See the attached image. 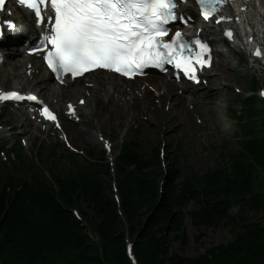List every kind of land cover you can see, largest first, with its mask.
<instances>
[{
	"label": "trees",
	"instance_id": "trees-1",
	"mask_svg": "<svg viewBox=\"0 0 264 264\" xmlns=\"http://www.w3.org/2000/svg\"><path fill=\"white\" fill-rule=\"evenodd\" d=\"M249 105L242 136L236 144L224 142L212 169L198 172L181 162L182 151L167 152L166 174L157 149L149 153L135 143L121 150L116 186L122 215L106 163L87 167L78 160L61 172L53 162L49 177L33 166L0 169V264H128L127 238L135 241L139 264H264V224L248 218L264 211V107L256 97ZM192 202L196 208L188 211ZM185 217L205 229L225 226L234 237L185 257L173 249L189 244Z\"/></svg>",
	"mask_w": 264,
	"mask_h": 264
},
{
	"label": "snow or ice",
	"instance_id": "snow-or-ice-1",
	"mask_svg": "<svg viewBox=\"0 0 264 264\" xmlns=\"http://www.w3.org/2000/svg\"><path fill=\"white\" fill-rule=\"evenodd\" d=\"M179 0H17L21 6L33 11L37 24L47 22L48 30L41 32L39 42L30 48L42 53L48 67L58 78L70 74L83 76L95 69L115 71L132 77L142 74L145 67L162 68L173 64L186 75L197 80L194 65L203 67L210 61L205 58L208 45L197 39L199 51L184 41L176 31L170 40L167 25L177 19L175 9ZM225 0H196L205 19L216 17L218 5ZM6 0H0V11ZM49 9L51 12H49ZM10 12V10H9ZM220 20L224 17H218ZM15 29L11 19H0V36L5 30ZM226 35L232 38V31ZM259 57L261 52L256 50ZM63 82V80H62ZM25 99L36 101L32 94L18 91L0 92V101ZM83 103V101H81ZM69 110L74 114L71 105ZM41 114L56 121L55 114L44 104ZM57 127L59 124L57 122Z\"/></svg>",
	"mask_w": 264,
	"mask_h": 264
},
{
	"label": "rangeland",
	"instance_id": "rangeland-1",
	"mask_svg": "<svg viewBox=\"0 0 264 264\" xmlns=\"http://www.w3.org/2000/svg\"><path fill=\"white\" fill-rule=\"evenodd\" d=\"M256 4L258 0H255ZM219 34V32H218ZM215 35L217 38L219 35ZM217 49H224L223 56L221 58L220 67L211 72L215 74L221 72L222 70L227 75L224 76L219 84L213 86L209 91L196 90V94L199 97L194 101L196 110L193 113L199 114L201 112L204 119V126L199 125L196 120L193 119L192 124L196 125L197 130L193 125H188L190 121L185 122L183 117L177 112L168 111L167 109H162L165 116H161V124L157 129V132L150 131L146 133L144 125H141L140 130L135 131L133 128V123L129 120H125L123 124H120V120L123 117V113L111 114L110 122H108L102 128V131L107 135H115L118 137L119 141L116 143V150L114 155L118 153V148L121 145L122 139L125 141H137L138 143H143L145 146H155L161 143L162 140L166 141L165 150L166 152L174 151L177 148V142L182 144V152L185 161L193 166L198 172H203L208 169L214 168L218 165L217 158L220 154L221 138L225 137L231 133V129L234 127V116L238 110V103L236 102L237 96L233 91L234 86L241 87L244 91H247L251 84L252 77H256L259 81L260 87H264V69L252 70L248 63L240 52H237L231 48L224 47L221 44ZM211 76V75H210ZM228 77V78H226ZM4 79H2L3 81ZM1 83V82H0ZM13 83L12 81L10 82ZM1 86V85H0ZM7 85L1 86L7 88ZM199 111V112H198ZM89 112V109H86ZM87 115V114H86ZM17 115L9 113L6 119H12L15 122L12 126H16L19 130L14 133L17 141H24L26 144L25 151L33 155L32 149L35 147L36 143L42 147L52 148L55 145L59 147V152L67 155V148L58 143L52 136L51 133L46 135L45 133H34L33 128H26L21 123L24 121L22 118L16 117ZM88 116V115H87ZM192 116V115H191ZM93 118V117H92ZM95 118V117H94ZM107 114L105 119H109ZM86 119H90L87 117ZM92 121V119L90 120ZM165 121L168 124H165ZM10 128V127H7ZM6 128V129H7ZM87 128V126H83ZM28 130V134L24 132ZM66 130L70 134L72 144L83 149L93 148V143L90 141L87 145H81L79 135L73 132V129L66 125ZM93 130V129H92ZM98 130L96 126L93 130V134ZM95 136V135H94ZM30 137V138H29ZM93 142V137L91 138ZM96 155H100L101 146H96ZM215 150V151H212ZM80 159H84L81 156ZM183 161V158L180 159ZM233 212L239 213L240 210L236 207ZM262 214H255L248 212V218L251 221L261 222L264 224V219L261 218ZM188 231L191 235V244L184 250V252H179L185 257H195L205 252V248L212 247L233 238V234L229 232L227 227H220L218 229H205L201 240L198 239L197 230L188 224ZM197 237V239H196ZM173 249L178 250V246L174 245Z\"/></svg>",
	"mask_w": 264,
	"mask_h": 264
},
{
	"label": "bare ground",
	"instance_id": "bare-ground-1",
	"mask_svg": "<svg viewBox=\"0 0 264 264\" xmlns=\"http://www.w3.org/2000/svg\"><path fill=\"white\" fill-rule=\"evenodd\" d=\"M260 13H261L260 11H256V14L254 16L256 18H262L259 16ZM251 15L252 14H247V17L251 16ZM262 16L264 17V15H262ZM198 27H200V22H198ZM206 32L207 33L211 32L214 34L216 33V31L213 27L207 28ZM20 37H22V38L19 41V45L22 44L23 42H25L26 38L29 39L28 35H23ZM237 37L238 36L236 35L234 38L237 39ZM12 54H13L12 56H10L7 59L3 58V60L5 63L9 62L11 64V66H14V64H16V62H17V58L14 59V57L17 54H14V53H12ZM23 66H24L23 64H16L14 69L21 71ZM27 70H28V67L26 68V70L24 72L25 74H26ZM0 73H1L2 79H4L6 74H4L1 69H0ZM103 75L104 76H102L100 73H95L93 75L98 80V83H94L93 91H90V92L93 95V97L95 98L96 94L98 93V90L105 92V90L103 89L104 85L105 86H111L112 88H114L113 90H117V98L118 99H117L116 106L119 108L120 112L124 114L123 117L121 118V120L119 121L120 124H123L129 115L132 118V120H134V121H140L142 115H148L149 116L148 121L146 123H143L144 128L146 129V133H148L150 131H153L156 133L157 129L159 128V126L161 124V116L163 114H164L163 116H165V113L162 111V106H157L154 104L155 97L153 94H155L159 97V99L161 100V104L163 106H165L167 109H171L170 107L172 104L174 106L172 108V110L173 111L175 110L174 112H177L180 116H182L185 122L190 121L191 123H188V125H193L194 128L197 130L196 125H194V123L192 124L193 119L191 116V111L187 109V102H186L185 98H183L182 95H178L176 93L177 91H175V90H176L177 85L172 81H168L164 76L157 75L156 77L155 76L150 77L149 80L147 81V82H150V84L148 86H146L144 83H140L141 87H143V89H145V90L140 91L141 95L138 96L136 93V90L139 88L140 85L134 84L133 86H130V85L121 84L120 82L111 83L110 81L107 80L106 73H103ZM226 75L227 74L224 73L223 70L221 72H217L211 76L210 83L213 84L214 86H216L217 84H219L221 82L222 78ZM226 78H228V77H226ZM6 81L4 79L2 82V85H4L6 83ZM140 81H142V80H140ZM152 84H154L156 87H159V88H161V87L165 88L166 92L164 94H160L159 92H156L155 90H153L150 87ZM128 88H129V90H128ZM42 92L45 94H48V96H50V94H51V91L48 90L47 87H43ZM80 92H81L80 86H75V87L73 86V88L66 89L61 94L58 92L57 96H55V95H53V96H55L56 98H59L60 100H65L68 98L70 99L71 96L74 97V95L79 94ZM59 108L61 109V106H59ZM1 111H2V107H0V112ZM107 113H108V109L106 107L99 106L97 108L95 106L92 109V116L95 117V119H96L95 122L90 121V120L86 121L84 118L82 121V124L76 123V122L71 124L70 128H72L79 135V138H80L81 143L83 145H87L89 141L91 143H93L95 146L100 144V142H103L102 140L99 142L96 140V138L94 137V134L92 132V129L95 128L96 126H98L99 129L102 130L104 125H106L108 122H110V119H111L110 115H109V117H110L109 119H105ZM69 117L70 116H68L67 119H69ZM165 124H168V122L165 121ZM83 126H87V128L85 129V128H83ZM92 137H93V142L91 139ZM65 164L67 165L66 170L71 171L75 168L74 166L76 164V160L74 158H71V159L67 158ZM87 167H90V166H87ZM165 171L168 172V169H166ZM105 185H107V183L104 184V186ZM110 189L112 190V194H117L119 196V194H120L119 188L116 187V190H115L110 186ZM163 189H164V185H160V191L161 192ZM203 199H204V196L203 195L200 196L199 203H201V204H199V205H201V207H204L202 205ZM116 202L118 205L117 206L118 212L120 213V215H122V209L120 207L121 201L118 202L116 200ZM196 204L197 203H193V202L190 203L188 206V211L195 209ZM235 208L236 207L232 208L231 214L234 216H237L238 213L233 212V210ZM260 214L264 215V211H263V213L261 212ZM188 224H190L192 227H194L197 230L199 235L204 234V230H205L204 227H198L197 225H195L193 222V218L185 217V219H184V225H185L184 230H185V234L189 240V242H188L189 244L186 247V249L191 244V235L189 234V231H188ZM89 232H91V231H89ZM179 234H180L181 238L184 235L182 233H179ZM232 239H230V240H232ZM129 241L130 242L126 241V244L129 245V246H126V258H127L128 264H139L137 255L134 251L133 242H135V241H131L130 238H129ZM223 243L226 244V242H223ZM176 251H178L180 253L184 252V250L182 248H178V250H176Z\"/></svg>",
	"mask_w": 264,
	"mask_h": 264
}]
</instances>
